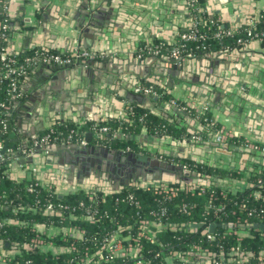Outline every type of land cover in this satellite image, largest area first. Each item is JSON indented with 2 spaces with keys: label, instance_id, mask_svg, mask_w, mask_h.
<instances>
[{
  "label": "crops",
  "instance_id": "0c3cea01",
  "mask_svg": "<svg viewBox=\"0 0 264 264\" xmlns=\"http://www.w3.org/2000/svg\"><path fill=\"white\" fill-rule=\"evenodd\" d=\"M200 7L223 26L264 20V0H200ZM8 14L10 52L36 46L70 52L80 46L96 53L89 63L64 67L38 61L30 67L21 84L23 101L14 107V137L26 142L29 135L62 118L82 125L109 115L120 117L130 103L148 105L138 88L147 83L165 88L170 99L179 102L152 101L162 115L186 133L200 135L198 142L188 140L186 134L177 136L178 140L172 135L145 139V151L137 153L152 150L154 165L130 158L122 149L110 152L104 145L92 149L88 143L51 140L23 157L24 161L12 162L8 173L13 180L34 177L64 193L92 185L115 189L114 185L131 174L139 176L144 185L170 183L160 180L162 167L165 160L171 162L178 154L237 169L244 176L247 168L264 163L257 151L245 152L244 144L226 143L230 153L206 144L214 130L198 117V112L207 110L217 129L264 144V41L254 39L204 54L190 52L173 67L166 52L154 55L140 50L144 43L158 39L173 41L179 31L190 27L186 0H9ZM184 102L189 107L183 109ZM164 175L180 183L185 180L181 181L177 170ZM38 229L48 230L43 226ZM51 246L48 242L44 249Z\"/></svg>",
  "mask_w": 264,
  "mask_h": 264
},
{
  "label": "trees",
  "instance_id": "16d2710c",
  "mask_svg": "<svg viewBox=\"0 0 264 264\" xmlns=\"http://www.w3.org/2000/svg\"><path fill=\"white\" fill-rule=\"evenodd\" d=\"M4 17L0 1V22ZM7 18L11 24L9 14ZM198 19V31L206 30L209 34L203 46L194 41L189 42L185 55L190 52L193 54L215 52L224 49L226 45L235 46L238 33L217 39L208 28L209 18L206 13L200 12ZM254 25L264 26V20H256ZM11 30L12 27L7 31L9 38H0V49L2 46L8 48ZM170 42L174 43L173 41L167 43ZM42 51H46V48L31 47L21 53L9 51L8 56L14 62L0 60L1 143L8 138V133L15 129L16 103L23 101L24 98V95L12 96L8 92L9 78L6 79L4 75L9 65L14 67L25 65L24 72L13 75L18 90L24 94L21 84L31 67L25 61V57ZM86 62L89 63L90 60ZM151 85L159 93L155 102L168 103L171 97L168 91L156 84ZM1 103L9 105V108L5 109ZM198 117L211 129H217L215 123H211L207 110L198 112ZM2 120L6 123V128L3 127ZM82 123L78 125L71 120L56 121L39 135L51 131L50 139L60 140L73 129L71 142L76 143L79 137L84 135V130L88 129L92 132L88 144L97 142L126 152H140L145 149L137 140L96 134V127L108 125L111 129L110 134L116 131L137 134L143 130L147 134L175 136L181 134L180 126L155 110L136 103L128 104L120 117L114 115L99 119L97 122ZM228 142L240 145L244 141L242 138L231 137ZM32 144L33 141L10 140L0 159V218L4 220L0 226L4 262L0 264H124L136 259L147 261L149 264H215L212 260L209 263L202 261L203 252L210 257L216 256L215 259L220 260L222 264H264V231L259 228L241 227L242 224L264 222V163L247 168L244 176L237 169L173 157V161L200 172L205 183L183 182L187 189L176 190L171 197L166 196L163 191H155L156 186L153 184L139 183L128 184L118 189H103L92 185L60 193L53 185L43 183L34 177L15 181L9 176V166L16 160L17 155L22 154L18 148L20 146L29 148ZM259 179L261 182H258ZM180 184L182 183L174 182L171 185L176 187ZM29 186H32V189L29 190ZM128 193H132L139 200V208L122 199ZM208 199L212 203H221L222 210L217 212L210 209L206 212L205 204ZM48 202L53 203L51 210L46 209ZM182 202L187 204L188 211L179 210L177 204ZM162 207L164 209L160 211ZM150 210H156L159 217L156 218L149 212ZM138 217H147L148 223L139 222ZM193 222H200L202 225L192 226ZM208 222L215 223L213 238L207 237L204 232ZM216 223H233L234 226L229 228ZM38 226L48 230L54 229V232L40 231ZM68 228L74 230L73 233L67 231ZM75 231L80 233L75 235ZM118 233L138 235L136 240L132 237L123 239V244L139 246V251L135 256L128 252L106 259L104 237L113 239ZM37 235L43 239V243L38 244L33 240ZM48 242H51V248L44 249ZM237 244L239 250L236 251L233 248ZM194 245H199L203 251L198 253L193 248Z\"/></svg>",
  "mask_w": 264,
  "mask_h": 264
},
{
  "label": "built area",
  "instance_id": "2783aa9c",
  "mask_svg": "<svg viewBox=\"0 0 264 264\" xmlns=\"http://www.w3.org/2000/svg\"><path fill=\"white\" fill-rule=\"evenodd\" d=\"M1 1V10L5 13V17L3 20L0 22V38H9L7 35L8 29H10L12 26L8 21V5H9V0H0ZM186 5L189 10L190 14V19H191V24L190 27L179 31L177 34L176 39L173 40L174 43H167L165 40H158L156 42H148L144 44L140 50V53H145V54H154V55H161V53L165 52L168 55V58L175 63L181 62V60L184 58L185 54L184 52L188 48L189 42H197L200 46H203L205 43V40L209 34L208 31H198L197 29V22L199 21L198 19V14L200 12H203L200 7V0H186ZM208 28L210 31H212V35L216 37L217 39H221L224 36H231L234 33H238L236 37V44L235 46L242 45L250 40H263L264 39V26L261 27H256L254 23L256 20L245 23L242 25H237L233 27H228V26H223L220 24V21L215 18V17H208ZM213 25H215L213 27ZM232 46L226 45L225 48H230ZM188 51V50H187ZM8 48L6 46H2L0 49V60H4L7 62L13 63L14 60L8 56ZM193 54V52H191ZM96 57V53L92 52L91 50L87 48H83L80 46L74 47V49L70 52H60L59 50H54L50 51L49 49H46V51L42 52H36L34 55H28L25 57V61L32 66L33 64L37 63L38 61L45 62V63H51L53 65H58V66H71V65H76V64H81L85 63L87 60H92ZM24 66L23 64L19 65L18 67H14L12 65H9L6 74L4 75L6 79L9 78V88L8 92L12 94V96L15 95H24L22 94L21 90H18V84L16 82L15 77L13 76L14 74L17 73H22L24 72ZM138 88L146 95H150L151 97H157L159 96V93L153 88V85L151 84H144V85H139ZM172 103L177 104V99H170ZM179 103V102H178ZM1 105L5 108L8 109L9 105L1 103ZM181 107L183 109L189 107L186 102L182 103ZM13 107L10 109L12 110ZM7 111V110H6ZM3 123V127L6 128V123L4 120L1 121ZM97 122V121H96ZM6 131V129H4ZM111 129L108 125H98L95 129L96 134H105V133H110ZM73 132V129H71V133ZM116 132H121V131H116ZM115 132V133H116ZM50 132L39 135L35 140H33V144L31 147L23 148L20 146L18 150L22 152L21 155H17L15 159H20L21 157H25L28 154H31L37 147L45 146L47 142L51 141L50 139ZM69 133L65 138L61 137V139L65 140L66 142H71L72 134ZM123 133V132H121ZM125 134V133H124ZM214 140L220 144H226L228 142V139L231 137H234L235 135L231 133L228 130L225 129H216L214 130ZM194 138L199 139L200 135H193ZM243 144L245 147L249 148L250 150H255L260 153H264V144L261 143H256L252 142L249 140H243ZM78 142L81 144H86L87 140L85 139L84 135L79 137ZM233 143V142H230ZM2 143L0 142V149H1ZM3 152L0 151V159L2 158ZM183 167H187L185 164H182ZM189 168V167H188ZM258 182H261V179L258 180ZM132 184V183H129ZM141 184V183H139ZM172 183H153L154 186H156L155 191H163L166 196L171 197L176 193V190L180 189H187L186 185L180 184L179 186H173L171 185ZM128 185V184H125ZM29 190L32 189V186H29ZM119 199V198H117ZM122 199L126 200L129 202L130 205H135L138 208L140 207V202L138 199L134 197L132 193H128L126 197H123ZM179 207L180 211H188L187 204L185 202H182L181 204H177ZM53 208V203L48 202L46 204V209L51 210ZM222 205L221 203H212L210 199L206 201L205 204V209L206 212H208L210 209L215 210V211H221L222 210ZM163 207L161 208L160 211H163ZM138 212V210H137ZM151 214L155 215L156 218L159 217L157 215L156 210H150L149 211ZM249 214L251 212L249 211ZM217 216V213H215V216ZM139 222L141 223H148V218L147 217H138ZM4 220L0 218V226L3 225ZM210 224L206 225L204 232L209 238L214 237V232L210 231ZM233 224V223H232ZM234 226V224H233ZM233 228V227H232ZM67 231L70 233H73L74 230L71 228H68ZM80 232L75 231L74 234L78 235ZM138 234H141V232H138ZM264 235V233H263ZM129 237H132L134 240L137 239V236H131L130 234L127 235H121L120 233L117 234L116 238L109 239L108 236L104 237V243L103 247L106 248L107 250V255L105 256L106 259L112 258L113 255L116 254H127L128 252L133 254L134 256L138 253L139 251V246H132L131 244H128L127 246H124L123 244V239H127ZM35 242L38 244L43 243V239L37 235L34 239ZM194 249L200 253L203 251V248L200 247L199 245H194ZM234 250H239V245L237 244L234 248ZM204 256V260L207 263L214 261L215 264H222L220 260H216L213 255L207 256L205 252L202 253ZM124 264H149L147 261H143L141 259H136L132 261L131 263H124Z\"/></svg>",
  "mask_w": 264,
  "mask_h": 264
},
{
  "label": "water",
  "instance_id": "95a60500",
  "mask_svg": "<svg viewBox=\"0 0 264 264\" xmlns=\"http://www.w3.org/2000/svg\"><path fill=\"white\" fill-rule=\"evenodd\" d=\"M201 10H203V9L201 8ZM189 17H190V15H189ZM225 26H226V24H225ZM177 64H179V63L173 62L172 65H173V67H176ZM147 84H149V83H147ZM158 87H160V86H158ZM160 88H163V87H160ZM143 95L145 97L144 99H147V101H148V105L147 104H144L143 107H145L147 109L155 110L156 112H158V113L161 114L162 113L161 108L159 106H157V105L156 106H153L152 105V101L154 102L157 98L156 97H151L150 95H146V94H143ZM169 105H171V104H169ZM172 107L176 108V106L174 104L172 105ZM109 116H112V115H109ZM56 118L59 119L60 117H56ZM63 120H64V118L60 119V121H63ZM98 120L99 119H97L96 121H98ZM54 122H56V121L55 120H52V124ZM75 122H78V121L75 120ZM180 131H181V134L180 135L186 134L185 137H187L188 140L192 139L194 142H198V140H200V139L194 138L192 133L191 134H189L188 132L186 133L185 129H183L182 127L180 128ZM39 134L40 133L33 134V135H29L27 137V139H26V142L35 140L39 136ZM91 136H92V132H90V131H87L85 133V135H84V137H85V139L87 141H90L91 140ZM105 136L106 137H109V136H111V137H118V138H133V139L137 140L139 143H141V146H143V148H145V145L147 143V141L145 139H148V138L149 139H154V138L155 139H157V138L159 139V138H162L164 135L147 134V133H137V134H128L127 133V134H124V133H121V132H116V133H112V134L105 133ZM172 137L175 140H178L177 139V136L172 135ZM17 139H18L17 137H14V132L8 133V138H6L5 141L2 143L0 151L1 152H4L5 151V149L7 147V143L10 140H17ZM204 142L206 144H208V145H212L214 148L215 147L220 148L222 151L229 152V153L231 152V150L228 149V145L227 144H220V143L216 142L214 140V136L207 137V139ZM94 145H96V146H94ZM99 146H103V145H101L100 143H97V142L94 143V144H92V146L90 145V147H92V149L99 148ZM41 147H43V146H41ZM105 148H106V150H109L110 152H114V150H116V149H112V148H109V147H106V146H105ZM234 148L235 149H238L237 147H234ZM120 151L121 150H117V152H119V153L122 154L123 152H120ZM244 151L247 152V153H249L250 152V149L247 148V147H245ZM125 153L130 158L140 159V160L144 161L143 164L148 163V165H154L153 162H151L150 160L156 158L155 155H154V152L152 150H149V154H142V153H137V152H125ZM260 156H263V162H264V153H260V152L257 151V157L259 158ZM177 157H178V159H181L182 157H184V158H187V159H191L192 161H195V163H201V162H199V160H196L193 157L183 156V155H180V154H178ZM18 160L19 159H17L16 161H18ZM20 160L24 161V158L21 157ZM176 170H177V173L178 174H182L183 176L188 177L186 179L187 182H189L188 179H190V178H191V180L196 181V179H199L200 176H201L200 172H198L197 170H194V169H191V168H188V167H183L182 164H180L179 162L173 161V160L171 162H168V161L165 160L164 167H162V171H161L162 172V176H161V179L160 180H167L170 183L176 182L173 179H169V178L165 177V175H164L165 172H170V173L174 174ZM155 173H156V171H155ZM130 176H132V174ZM199 180H201V178ZM131 182L132 181H128V179L126 180V184H129ZM201 182L202 183H205V180H201ZM136 183H138V181ZM114 186H115V188L118 189V188H122L123 186H125V184L121 183V184H117V185H114ZM216 224H220L222 226L229 227V228H232L233 227V224L232 223H228V224L227 223H216ZM191 225L198 227V226H201L202 224L200 222H193V223H191ZM214 225H215V223H211L210 224V228H209L210 231H213ZM241 227L242 228L247 227L249 229L250 228H259V229H261V230L264 231V222H252V223H248V224H242ZM5 244H8V243L6 242Z\"/></svg>",
  "mask_w": 264,
  "mask_h": 264
},
{
  "label": "flooded vegetation",
  "instance_id": "af4514ba",
  "mask_svg": "<svg viewBox=\"0 0 264 264\" xmlns=\"http://www.w3.org/2000/svg\"><path fill=\"white\" fill-rule=\"evenodd\" d=\"M139 176H136L135 174H133L130 178H128V181H132L131 183H133V184H136V182L138 181V183H139V179L140 178H138ZM179 178H181V181L183 180V179H185V180H183V182H187V178L188 177H185V176H183L182 174H179ZM200 178H201V180H203V177H201L200 176ZM199 178V179H200ZM125 179H127V178H125ZM199 179H196V181H193V180H191V178L190 179H188V181L189 182H198V181H201V180H199ZM183 182H181V183H183ZM121 183H123V184H126V180H124L123 178H122V180H121V182H120V184Z\"/></svg>",
  "mask_w": 264,
  "mask_h": 264
}]
</instances>
